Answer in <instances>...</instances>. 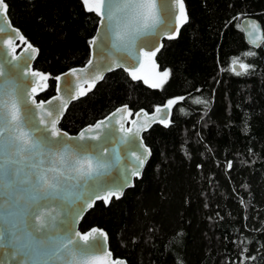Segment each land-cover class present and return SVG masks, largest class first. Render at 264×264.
<instances>
[{
  "label": "trees",
  "instance_id": "obj_1",
  "mask_svg": "<svg viewBox=\"0 0 264 264\" xmlns=\"http://www.w3.org/2000/svg\"><path fill=\"white\" fill-rule=\"evenodd\" d=\"M6 2L14 24L40 49L35 67L49 84L38 97L47 98L59 73L89 59L99 18L82 0ZM184 6L188 22L154 57L169 72L162 87L114 69L61 121L75 133L123 103L152 110L184 97L167 127L145 132L153 153L143 176L122 197L97 201L80 227L104 228L114 254L130 264H264V42L250 45L240 24L245 14L264 24V0ZM237 57L253 66L247 74L233 71Z\"/></svg>",
  "mask_w": 264,
  "mask_h": 264
},
{
  "label": "snow or ice",
  "instance_id": "obj_2",
  "mask_svg": "<svg viewBox=\"0 0 264 264\" xmlns=\"http://www.w3.org/2000/svg\"><path fill=\"white\" fill-rule=\"evenodd\" d=\"M84 8L89 13H94L99 18L97 36L89 40V44L96 50V55L103 58L107 45L115 52H125L127 58L118 62L112 52H109L111 63L104 64L100 61L94 63L89 59L85 68L80 72H87L92 68L91 75L94 79L88 83L86 88L79 90L78 96L72 97L78 99L80 96L87 95L88 92L96 86V83L104 79L105 71H112L113 68H123L129 59H132L133 52L137 47L138 39L146 33L158 37L159 30L167 27L170 31L167 38L175 39L179 34L180 27L188 22V15L185 10L184 0H175L179 6V14L176 11L167 8L166 18L161 17V8L168 4V0H82ZM9 6L6 0H0V17H6ZM250 36H264L262 26L256 22H248ZM18 33V29L14 30ZM260 35H257V34ZM5 34L3 21L0 20V36ZM19 40L24 41V37L19 35ZM253 40V43H256ZM15 53L13 40L10 38L4 41ZM157 40L148 41L144 47L148 51H143L147 58L155 57L159 48ZM28 48L33 53L38 50L28 44ZM155 48V50H151ZM143 50V49H141ZM245 55H254L247 52ZM18 58L13 55L12 60ZM239 58H234L235 64ZM11 63V61L9 62ZM27 61H25L26 67ZM243 74L253 66L250 64L240 63ZM130 71L133 80H140L143 77L137 74V71L125 68ZM77 69H72V75L77 74ZM235 71V68H233ZM236 72V75H241ZM28 73L21 66L13 64L12 68L5 71L3 64H0V264H11L17 261L18 264H49L50 261H59L61 264H102L101 258L91 255L88 252H82L78 249L77 241L92 247L94 250H102L103 240L99 236H93L98 229H91L88 233L81 234L73 231L70 223L63 216L58 217L53 212L45 209L49 208L56 202L61 205H68L72 210L68 216L79 215L76 206L86 204L92 207L95 200L109 202V198H119L123 195L122 189L131 186L132 176H139V169L143 167L150 150L143 146L142 141L137 144L136 136L143 128L150 126L145 122L142 126L125 129L121 125V131L129 134L123 140V143L129 146V149L144 148L143 153L131 151V156L137 161V166L131 172H125L112 177L113 185L116 190L105 187L103 177L107 169L111 166L110 162L103 157L109 151L106 146V140L100 143H83L84 141H100L99 135L87 137L82 131L79 137H70L68 133L58 129V121L63 116L64 110L67 109L68 101L62 97H52L48 101L37 103L34 94L37 88L33 87L31 92L33 98L31 105H35L42 112L39 119L33 118V108L25 100L21 103V93L27 95L24 83V77ZM32 76H39L46 80L47 76L43 73L32 72ZM158 82L151 83V87L160 88L165 83L169 72L165 70ZM57 80L60 77H56ZM148 83V80H144ZM66 90H71V81H65ZM184 97L169 99L164 106L170 110L178 101ZM58 102V103H54ZM200 103V100L196 101ZM45 104L48 107H45ZM128 111L127 105L116 109V112ZM144 116L147 112L140 110ZM162 109L157 107L156 113ZM170 114V113H169ZM137 117L140 113H136ZM111 119V117H106ZM152 122H156L155 115L152 116ZM166 127L169 120L160 119L158 121ZM135 124V121H133ZM106 127L105 121H97L94 125H89V129H101ZM79 140L81 143L71 144L69 141ZM95 153V157L93 156ZM119 157L117 155V163ZM228 168L232 163L228 162ZM92 181V184H89ZM83 189L91 191L89 196ZM100 191H106V195L99 194ZM70 233V234H69ZM106 236V234H102ZM73 236L76 239H73ZM7 240V243L4 241ZM9 248L11 251H9ZM243 249L241 255L246 252ZM246 259H256V257H247ZM113 264H121L119 260L113 261ZM244 264V260H241Z\"/></svg>",
  "mask_w": 264,
  "mask_h": 264
},
{
  "label": "water",
  "instance_id": "obj_3",
  "mask_svg": "<svg viewBox=\"0 0 264 264\" xmlns=\"http://www.w3.org/2000/svg\"><path fill=\"white\" fill-rule=\"evenodd\" d=\"M168 7L175 10L177 15L179 14V6H178V4L175 3V0H168V4L162 6V8H161V17L162 18H166ZM0 20L3 21V25L5 27V34L0 36V64H3L5 67V71L8 72V70L12 68L13 64L18 63L21 66V68L28 73V75L26 77H24V83L27 85V88L25 89V91L27 92V95H24L23 92L21 93V103L23 104V102L25 100H27V102L31 105V101L33 98V94L31 92V89L33 87L37 88V92L34 94V98H35V101L37 103H39L40 101L46 102L49 99H51L52 97H56V96H60V97H62L63 100L68 101L67 109L64 110L62 118H60L58 121L57 127L61 131L68 133V135L70 137H79V134L82 131L85 133V136H87V137L94 136V135H99L101 137L100 141H87L86 140L83 143H100V142H104L106 140V146L109 149V151L104 155L103 158L105 160L109 161L111 166L107 169V171L103 177L104 182H106L105 187H110L112 190H116V188L112 182V177L120 175V174H124L126 171L131 172V170L137 166V161L134 159V157L131 156V151H138L140 153H143V151H144L143 147H140L138 149H129V146L127 144L123 143L124 138L126 136H128L129 134L121 131V125H123L125 129L133 128L135 131V128L137 126H142L145 122H148L150 124L149 127L143 128L139 132V135L136 136V141H137V144H140V142L142 141L143 146H146L147 149L150 150L151 154L147 156L146 162L144 163L143 167L139 169L140 175L131 177V180H130L131 186L125 187L122 189L123 195H124L125 191L128 188L134 186L136 180L143 176V173H144V170L148 164V161L150 160V158L152 156V153H153L152 148L146 142V139L144 136L145 132L150 130L155 124L159 123L158 121L160 119L169 120L171 122L172 117H173V113H174V105L172 106V108L170 110L165 109L164 106L167 104V101H168L167 100L166 102H164L162 104H158L152 110H148L146 108H139L138 110L133 111L129 104L123 103V104H120L117 107H115L113 110H111L105 116L97 119L95 122L86 124L78 132L72 133V132L68 131L67 129H65L61 126V121H62L64 115L66 114L71 103L73 101L77 100V99H73L72 97L78 96L79 90L81 88H86L88 86V83H90L91 80L94 79V77L91 75V72H92L91 67L88 68L87 72H80L79 70L82 68H85L89 59H93L94 63H96L97 61H100L104 64L111 63V59L109 58V52L113 53V55L116 57L118 62H122L123 59H126L127 54L125 52H115L113 49H111V45L108 44L107 50L104 52L103 58H101V57H98L96 55V50L91 46V55H90L89 59L84 64L72 66V67L64 70L63 72L59 73L57 77H60V79L59 80L56 79L55 92L47 98H39L38 96L48 87V84H49V74L44 72L42 69L35 67V60L39 54L40 49L30 39L26 38V35L24 34V32L22 31V29L20 27H18L17 25L14 24V22L12 21V18L9 15V11H8L7 16L6 17H0ZM249 21L256 22L258 25L262 26V29H261L262 32H264V24L262 23V21L257 16L252 15V14H245V15H242L240 18V24H241V27L244 31V35H245L247 42L254 47H259L264 42V36H260V39H258V40H256V36H250L249 32H251L252 29L250 28V26L248 24ZM102 27L103 26L100 25L98 22L97 28H96L93 36H97L98 35L97 29L102 28ZM181 27H180V29H181ZM17 29L19 30L18 33H15L14 30H17ZM158 31H159L158 37H155V36L151 35L150 33H146L138 39L137 47H136L135 51L133 52L132 59H129L128 62L125 64V66L122 69L125 70V68H129L130 70L137 71V73L141 71V69L144 66L145 59H146V57L143 55V51L149 50L147 47H144V45L148 41L158 39L159 43L156 44V47H158L160 50L163 46L164 39H166L168 34H170V31L167 27H163L162 30L158 29ZM179 33H180V31H179ZM19 35H22L24 37L23 42H21L19 40ZM178 35L176 37H178ZM257 35H260V34L258 33ZM10 38L13 40V45L15 47V53H13L11 51V49L8 47V45L6 43H4V41H6ZM253 40H256V43H253ZM28 44H31L33 46V48L37 49L38 51L33 53L32 50L30 48H28ZM141 49H143V50H141ZM151 50H155V48H153ZM13 55H15L18 59L12 60ZM153 59H154V57H153ZM10 61H11V63H9ZM25 61H27L26 67H25ZM239 65H240V62L237 61L235 64H233V67L236 70L240 71L242 69L240 68ZM72 69L78 70L76 75H72V73H71ZM114 69H118V68L114 67L113 70ZM32 72L43 73L47 76V79L43 80L39 76H32L31 75ZM109 72L110 71H105L104 77ZM127 72L130 73V71H127ZM66 80L71 81V83H72V87H71L70 91L66 90V87H65V81ZM100 81H98V82H100ZM81 97H83V96H80L79 98H81ZM173 99H175V98H173ZM54 103H58V102H54ZM124 105H127L131 114H129L128 111H121L119 113H116L115 116H112V114L116 112V109L122 108V106H124ZM31 106L33 108V118L38 120L39 117L42 115V112L35 105H31ZM45 107H48V105L45 104ZM157 107H160L162 109V111L159 113H156L155 109ZM142 109L144 110V112H147L149 114L147 117L144 116V113L140 111ZM136 113H140V116L137 117ZM153 115H155V117H156V122H152V116ZM106 117H111V119L106 120L105 119ZM101 120L105 121L106 127H102L101 129H91V130L89 129V125H94L97 121H101ZM133 121H135V124H133ZM69 143L78 144V143H81V141H79L77 139V140L69 141ZM95 155L96 154L93 153L94 157H95ZM117 155L119 157L118 163H117ZM89 184L91 185L92 181H89ZM83 190L86 192L87 195H89V196L92 195L91 191H88L87 189H83ZM99 194L104 196L107 193H106V191H100ZM123 195H121L120 197H122ZM112 198L113 197L109 198L108 203H110ZM97 201H99V200H95L94 205L96 204ZM92 207H87L86 204H78L76 206L77 210H79L80 208H82L83 210L79 211L78 216L73 215L71 217L68 216V213L72 209L68 205H61L60 202H56L55 204L51 205L49 208H47L45 210L48 212H53L58 217L63 216V218L67 219L68 222L70 223L72 230L78 231L81 234L88 233L93 228L101 230V231H98L96 233H93V236H99L102 238V240H103L102 250H100V251L94 250L92 247L86 246L84 243L77 241V246H78V249L80 251L88 252L91 255L100 257L102 264H113V261H116V260H119L121 262V264H130L129 261L125 257L116 256L114 254V252L110 246L109 234L104 228L95 225V226H92L86 230L81 229V227H80L81 222H82L85 214ZM0 226H2V222H0ZM102 234H106V236H103ZM73 239H76V237L73 236ZM4 243H7V240H5ZM9 251H11L10 248H9ZM11 264H18V262L12 261ZM29 264H31V262H29ZM49 264H61V262L53 260V261H50Z\"/></svg>",
  "mask_w": 264,
  "mask_h": 264
},
{
  "label": "rangeland",
  "instance_id": "obj_4",
  "mask_svg": "<svg viewBox=\"0 0 264 264\" xmlns=\"http://www.w3.org/2000/svg\"><path fill=\"white\" fill-rule=\"evenodd\" d=\"M163 72L164 71H160L157 68L153 57L151 58L146 57L143 68L137 74L143 77L144 79H147L148 82L151 84L154 82H158L161 79L160 74H162Z\"/></svg>",
  "mask_w": 264,
  "mask_h": 264
}]
</instances>
